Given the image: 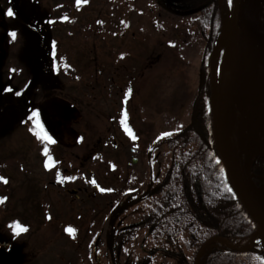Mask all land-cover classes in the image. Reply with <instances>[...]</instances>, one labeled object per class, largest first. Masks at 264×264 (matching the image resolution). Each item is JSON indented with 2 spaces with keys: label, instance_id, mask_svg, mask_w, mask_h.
Instances as JSON below:
<instances>
[{
  "label": "rangeland",
  "instance_id": "rangeland-1",
  "mask_svg": "<svg viewBox=\"0 0 264 264\" xmlns=\"http://www.w3.org/2000/svg\"><path fill=\"white\" fill-rule=\"evenodd\" d=\"M160 1L175 13L197 2ZM13 4L0 0V250L15 264H186V237L148 236L137 197L161 177L163 133L188 125L209 74L196 14L155 0H19L35 28ZM33 111L54 143L36 135ZM87 182L86 196L67 192Z\"/></svg>",
  "mask_w": 264,
  "mask_h": 264
},
{
  "label": "trees",
  "instance_id": "trees-1",
  "mask_svg": "<svg viewBox=\"0 0 264 264\" xmlns=\"http://www.w3.org/2000/svg\"><path fill=\"white\" fill-rule=\"evenodd\" d=\"M197 6L199 27L207 38L204 59L208 60L229 6L223 8L217 0H197L191 7ZM208 94L207 84L198 92L188 125L164 136L169 162L159 179V189L143 202L148 236L170 241L178 234L186 237L191 251L186 264H194L197 249L212 236L247 238L255 231L234 191L226 190L231 186L212 148ZM252 168L255 184L260 185L264 158L257 156ZM199 264H264V253L259 243L240 253L209 249Z\"/></svg>",
  "mask_w": 264,
  "mask_h": 264
},
{
  "label": "water",
  "instance_id": "water-1",
  "mask_svg": "<svg viewBox=\"0 0 264 264\" xmlns=\"http://www.w3.org/2000/svg\"><path fill=\"white\" fill-rule=\"evenodd\" d=\"M254 1L231 0L230 9L222 18L220 36L209 61V105L212 116L211 137L216 158L237 200L255 226V237L260 239L264 248V196L254 183L251 168L255 158L257 156L264 158V153L258 151L252 157H246L240 147L238 130L230 126L237 106L239 86L245 77L251 81L256 79L258 65L261 62L256 59V53L264 46V35L255 32L251 26ZM18 3L19 0H14L13 7L19 17L35 28L41 27L33 23L29 17H25ZM195 12L196 9L179 14ZM45 37L49 41L46 33ZM222 38L225 41L224 45H220ZM217 50L223 51L219 76L213 70L211 63ZM202 78L201 75L200 83ZM0 264H15V262L10 254L0 250Z\"/></svg>",
  "mask_w": 264,
  "mask_h": 264
},
{
  "label": "bare ground",
  "instance_id": "bare-ground-1",
  "mask_svg": "<svg viewBox=\"0 0 264 264\" xmlns=\"http://www.w3.org/2000/svg\"><path fill=\"white\" fill-rule=\"evenodd\" d=\"M251 26L255 32L264 35V0L254 1ZM220 41V45L225 44L223 38ZM219 56L220 51L217 50L211 61L214 71ZM256 59L261 61L262 65L254 81L243 78L230 125L232 129L238 130L239 135L244 136L245 140L240 142V147L246 157H252L264 144V46L256 53Z\"/></svg>",
  "mask_w": 264,
  "mask_h": 264
},
{
  "label": "snow or ice",
  "instance_id": "snow-or-ice-1",
  "mask_svg": "<svg viewBox=\"0 0 264 264\" xmlns=\"http://www.w3.org/2000/svg\"><path fill=\"white\" fill-rule=\"evenodd\" d=\"M229 3H231V0H229ZM7 15L10 16V17L14 15V12H13V10H12L11 8H9V9L7 10ZM9 35L12 37V39H15L16 36H17V33H16V32H11V33H9ZM11 71L15 72L16 69H11ZM25 87H27V85H25ZM6 90H7L9 93H11V92L13 91L12 89H6ZM15 95L20 96V95H21V92L16 91V92H15ZM33 118H35L36 126H37V128L39 129V131L36 133V135H37L40 139H42V140H47V141H49L50 143H54V141L52 140V137L49 136L47 132H45V130H44V128H43V125L40 124V122H39V113H38V112L33 111L32 115L29 117V120H32ZM121 123H123V121H121ZM125 131H128V129L125 128ZM163 135H164V136H168V135H170V133L165 132V133H163ZM43 151H44L45 156H48V148L45 147ZM51 159H52L51 156H48V160H46V161L44 162V167H45V168H49V167H50V165H49V161H50ZM221 172L223 173V169H221ZM0 179H4V178H3V177H0ZM67 179H72V177H67ZM5 182H7V181L5 180ZM91 183L96 184V181H95V180H92ZM97 187H99V185H97ZM226 190H227L228 192H231V191H232V189H231V188H228L227 186H226ZM100 191H101V192H104L105 189H104V188H100ZM107 191H111V189H108ZM4 199H5V198H0V203H2ZM12 227H13L14 229H16V234H17V235L20 234L21 232L26 231V229L23 228V227H21L18 223L14 224ZM67 231H68L69 233H71V232H73V229L69 228V229H67Z\"/></svg>",
  "mask_w": 264,
  "mask_h": 264
},
{
  "label": "flooded vegetation",
  "instance_id": "flooded-vegetation-1",
  "mask_svg": "<svg viewBox=\"0 0 264 264\" xmlns=\"http://www.w3.org/2000/svg\"><path fill=\"white\" fill-rule=\"evenodd\" d=\"M149 155H150V153H147V159H149ZM49 156H51V155H49ZM88 183L89 182H87V184L84 185V186H82V187L77 186V189L67 190V192L70 195H72V197H74V199L77 200V198L86 196V194L88 192V187H89L88 186L89 185ZM50 185L53 186L52 183H50ZM154 190H155L154 183L153 182L149 183L147 189H145L144 191H141L139 197H137L138 201L140 203H142L143 201H145V198L146 197L152 196V193H153ZM120 206H122V205H120Z\"/></svg>",
  "mask_w": 264,
  "mask_h": 264
}]
</instances>
